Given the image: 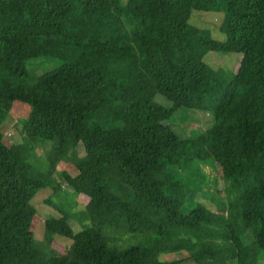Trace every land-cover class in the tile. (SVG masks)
<instances>
[{"label":"trees","instance_id":"16d2710c","mask_svg":"<svg viewBox=\"0 0 264 264\" xmlns=\"http://www.w3.org/2000/svg\"><path fill=\"white\" fill-rule=\"evenodd\" d=\"M105 8L118 23L91 30ZM194 11L221 12L222 35L193 24ZM210 52L240 54L238 69L212 68ZM40 57L59 65L31 80ZM15 101L30 109L7 145L0 105V264L240 263L247 235L264 253V0H0V103ZM195 111L210 122L171 129ZM37 146L41 164L25 158ZM78 146L77 173L58 171ZM63 185L88 199L46 201L61 214L45 230L71 241L64 254L31 230V200ZM213 214L222 230L191 232Z\"/></svg>","mask_w":264,"mask_h":264},{"label":"rangeland","instance_id":"374dc122","mask_svg":"<svg viewBox=\"0 0 264 264\" xmlns=\"http://www.w3.org/2000/svg\"><path fill=\"white\" fill-rule=\"evenodd\" d=\"M222 17L223 14L221 12L194 11L191 15V22L201 28H208L212 31L213 34L221 36L222 34L218 31L217 26L221 22ZM118 21L119 20L116 18L115 15L112 14L111 10L109 8H105L102 12H100L96 16L94 21L89 25V28L93 31L100 32L105 28H107L108 26L117 24ZM204 60L212 68L222 67L231 71H236L241 62V55L229 54L223 52H210L205 56ZM58 65H59L58 60L46 59L44 57H40L28 62L27 69L29 70L31 80H33L36 76L42 74L43 72L56 68ZM0 105H4L9 112L7 119L1 126V131L4 134L3 141L7 145L18 143L21 138L15 125L20 119L26 118L30 107L25 103L17 102V101L11 102L9 107L6 105V103H2V104L0 103ZM197 112L198 111L193 112L189 118L180 119V122H178L179 120L178 118H176L177 123H174L171 126V129L176 134L182 136L185 135L187 133V130L190 128H195V129L203 128V126H205L208 122H210V116L208 115V113L198 114ZM8 133L9 135H7ZM175 136L174 134H171L170 137L175 138ZM48 143L50 145V142ZM41 152H42V147L37 146L33 151L29 149L26 152L25 158L28 160L32 159L36 163L41 164L43 162V159L36 160L37 155L34 156V154H40ZM83 155H84V150L81 146L75 148L70 147L66 151L65 155L60 160V162L57 164V170L66 171L71 175H75L77 173L76 163L78 159ZM207 171L209 170L207 169ZM209 172H211V174L214 175L218 173L216 170ZM56 177L57 179L60 180L59 173H56ZM63 186H64L62 188L63 191H61L59 197L51 194L52 191L50 187L43 188L36 193L35 197L31 200V203H33L37 209V213L35 214L32 220L31 230L34 232L35 238H37L38 240H45L52 248L64 254L68 251L71 241L63 236H60L58 234H50L48 231H46L44 226V219L49 216L58 217L59 214H61L59 210H57L56 208L57 205L60 204L62 206L69 205L71 209L77 210L84 208V205L86 204L88 199L86 196L82 194L74 197L71 188L66 185ZM216 187L218 189L222 188L220 180L217 182ZM226 195H227V191H225V196ZM48 198L51 199L56 204V206L48 204L46 202ZM201 201L212 211L218 213L214 205H212L206 200L201 199ZM69 224L74 232H78L80 230L79 224L73 221H69ZM222 225H223L222 216L218 214H213L208 226L203 227L198 231H191V230L189 231L193 232L195 235H198L200 237L208 236V235L212 236L217 232H219L220 230H222ZM246 238H247V244L245 248L244 260L240 263L231 262L229 264H264V253L258 248H256L253 241L250 239L249 235H247ZM182 256L183 255L175 256V255L161 254L160 258L171 260L176 257H182ZM202 262H205V264H223L221 263L219 258L216 257L212 258V256L209 258L207 257L206 259L203 258ZM14 264H42V262L16 261L14 262ZM181 264H196V263L193 260H187L182 262Z\"/></svg>","mask_w":264,"mask_h":264},{"label":"built area","instance_id":"2783aa9c","mask_svg":"<svg viewBox=\"0 0 264 264\" xmlns=\"http://www.w3.org/2000/svg\"><path fill=\"white\" fill-rule=\"evenodd\" d=\"M7 135H9V133Z\"/></svg>","mask_w":264,"mask_h":264}]
</instances>
